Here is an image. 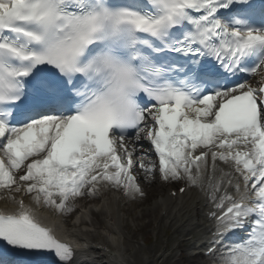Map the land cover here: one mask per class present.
I'll return each mask as SVG.
<instances>
[{
	"label": "snow or ice",
	"instance_id": "obj_1",
	"mask_svg": "<svg viewBox=\"0 0 264 264\" xmlns=\"http://www.w3.org/2000/svg\"><path fill=\"white\" fill-rule=\"evenodd\" d=\"M142 140L145 179L207 184L208 254L264 264V0H0V198L16 205L0 243L21 264H74L41 205L71 213L105 184L144 197Z\"/></svg>",
	"mask_w": 264,
	"mask_h": 264
},
{
	"label": "bare ground",
	"instance_id": "obj_2",
	"mask_svg": "<svg viewBox=\"0 0 264 264\" xmlns=\"http://www.w3.org/2000/svg\"><path fill=\"white\" fill-rule=\"evenodd\" d=\"M142 153L141 148H137L133 155L143 156ZM134 158L136 167L133 173L144 190V197L132 200L122 190L99 188V191L88 200V202L95 203L94 207L89 206L82 200L84 197H81V205L76 207V219L71 222L75 233H83L85 238L95 244L101 243L100 245L108 246L113 253L105 255L99 250L92 253L84 251L77 257L75 264H95L91 258L92 254L98 257L102 254L103 257L99 260L102 263L107 261L103 264H110L113 260L121 264H143L144 254L149 264H204L200 263L203 255L202 257L200 254L188 255L186 251L187 249H202L201 244L207 243L205 235L196 238V235L204 231L208 224L205 217L203 218L206 209L214 207L209 199L207 184L202 190L199 187L187 186L184 181L165 182L157 173L150 180L145 179L143 172L137 166L139 165L138 157L134 156ZM139 160L145 164L147 162L146 158L139 157ZM209 165H211L210 160ZM221 171L230 172L232 166L217 161V178L221 175ZM207 175H211L210 170ZM178 182L180 184L184 182L187 190L183 195L178 194L174 197L171 192L172 186ZM231 194L235 195L233 189H231ZM3 195L4 193L0 192V197ZM153 199L154 204L149 207ZM29 201L31 198H26V202L30 203ZM7 209L16 210V205L10 200L0 198V210ZM35 211L40 223L48 224L57 234L64 235L53 218L58 217L55 209H47L41 205ZM132 224L135 228L131 227ZM153 224L155 225L152 226ZM164 224H169L174 235L184 238L175 248L170 245L173 239L165 242L164 238L159 239L157 234V242L149 248L134 244L133 241L136 238H141L147 243L152 234L146 229L154 227L153 230H159ZM189 237H192V240L196 239L190 241ZM208 247L209 244L204 250L207 251Z\"/></svg>",
	"mask_w": 264,
	"mask_h": 264
},
{
	"label": "rangeland",
	"instance_id": "obj_3",
	"mask_svg": "<svg viewBox=\"0 0 264 264\" xmlns=\"http://www.w3.org/2000/svg\"><path fill=\"white\" fill-rule=\"evenodd\" d=\"M178 186L179 185L177 184V185H174L172 187L175 188V189H177ZM154 201L155 200L153 199L150 202L149 207L154 204ZM133 210H137V209H133ZM145 222H147V221H145ZM154 225L155 224H153L152 226H154ZM131 227L132 228H135V225L132 224ZM153 228L154 227L147 228L146 229L147 232H150V234H152V237H151L150 241L147 242V246H148L147 248L151 247L152 245H154L157 242V237L159 239L164 238V241L165 242L168 241V240H170V239H173V240H171V243H170L172 247H175L177 245V242L180 241L181 239H183V237H181V236L173 235V231L172 230L169 231V225H167V224L162 225V228H160L159 230H153ZM166 231H169V232L166 234ZM156 234H157V237H156ZM133 242H134V244H137V245L143 244L141 238H138V239L136 238V240H134ZM191 252H192L191 250H188L187 249V253L189 255L191 254ZM204 261H208V260L206 258L205 259H202L200 263H202ZM143 264H148V262L143 261Z\"/></svg>",
	"mask_w": 264,
	"mask_h": 264
}]
</instances>
